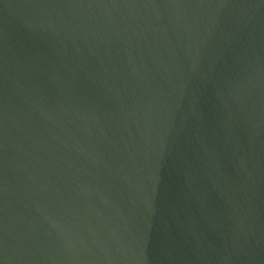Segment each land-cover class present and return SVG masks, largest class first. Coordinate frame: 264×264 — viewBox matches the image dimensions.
Instances as JSON below:
<instances>
[{
	"label": "water",
	"instance_id": "1",
	"mask_svg": "<svg viewBox=\"0 0 264 264\" xmlns=\"http://www.w3.org/2000/svg\"><path fill=\"white\" fill-rule=\"evenodd\" d=\"M0 264H264V0H0Z\"/></svg>",
	"mask_w": 264,
	"mask_h": 264
}]
</instances>
